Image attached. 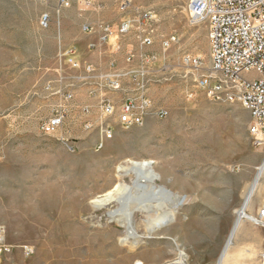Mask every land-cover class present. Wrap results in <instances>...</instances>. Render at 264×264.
<instances>
[{
	"label": "rangeland",
	"instance_id": "rangeland-1",
	"mask_svg": "<svg viewBox=\"0 0 264 264\" xmlns=\"http://www.w3.org/2000/svg\"><path fill=\"white\" fill-rule=\"evenodd\" d=\"M85 1L70 0L62 8L60 0H0V224L11 247L0 264H218L264 162V145L249 132L250 112L241 102L213 101L198 87L196 79L211 68L207 24H190V0ZM126 1L130 6L122 10ZM140 11L154 16L155 44L148 50L156 110L142 126L118 127L101 150L94 147L96 133L79 124L69 135L79 145L75 151L62 140L65 131L43 134L41 123L57 104L49 85L66 86L61 76L68 65L61 51L78 46L88 33L86 23L118 24ZM44 15L50 16L46 27ZM137 29L112 43L125 51L137 48ZM172 34L179 39L164 50L162 40ZM185 54L201 57L202 67L185 64ZM161 108L166 115L157 114ZM128 159L159 161L160 185L176 194L174 200H190L174 215L169 204L147 224L142 221L147 213L134 210L138 237H127L128 228L110 214L137 209L139 196H151L149 188L135 186L132 171H122L114 200L94 201L114 188L105 181L118 184L116 167ZM260 190L248 214L264 206L258 203ZM70 215L77 235L66 238L60 232ZM244 220L247 228L240 235L264 241V227Z\"/></svg>",
	"mask_w": 264,
	"mask_h": 264
},
{
	"label": "built area",
	"instance_id": "built-area-1",
	"mask_svg": "<svg viewBox=\"0 0 264 264\" xmlns=\"http://www.w3.org/2000/svg\"><path fill=\"white\" fill-rule=\"evenodd\" d=\"M85 3L92 4L90 0ZM70 5V0H60L62 8ZM129 6V1L123 2L121 9ZM188 11L190 24L208 26L211 68L196 79L198 87L213 101L241 102L250 112L249 132L257 145H264V0H190ZM49 22V15L41 18L42 26H48ZM136 25L139 45L126 50L125 68L113 61L108 70L99 71L94 65L78 59L74 48L61 51L68 65L61 76L66 86L55 89L49 85L53 94L60 95L62 100L56 104L52 115L41 123L43 134L65 131L62 140L75 151L79 145L69 135L72 126L79 121L85 132L96 133L94 147L101 150L115 137L118 127L129 130L144 125L156 110L149 94L153 53L148 48L155 44L153 13L140 11L136 18H124L118 24L86 23L83 29L99 33L101 41L107 42L126 36ZM178 39L175 34L164 38L163 49H169ZM183 62L195 68L203 65L201 57L191 54H185ZM75 82L90 86L91 93L98 96L96 120L82 118L90 112L89 106L80 108L79 117H71L76 108ZM108 92L119 93L120 97L114 98ZM157 114L164 116L167 111L161 108ZM239 216L238 213L237 219ZM241 219H250L264 227V206L255 215L244 213ZM10 252L6 229L0 224V259ZM260 264H264V252Z\"/></svg>",
	"mask_w": 264,
	"mask_h": 264
},
{
	"label": "bare ground",
	"instance_id": "bare-ground-1",
	"mask_svg": "<svg viewBox=\"0 0 264 264\" xmlns=\"http://www.w3.org/2000/svg\"><path fill=\"white\" fill-rule=\"evenodd\" d=\"M159 166H160V163L157 160H140V161L133 160V159L126 160L123 164H119L116 167V173H117L116 174V180L119 181L118 184L113 185V180H111V179H110V181H105V185H107L108 187L112 185V187H114V188L106 191V194L103 195V197H98V198L94 199V201L97 203V205L104 204V203H107L109 201L114 200L116 198L115 197L116 192H118L121 189L120 180L124 178L122 171L126 170V169L132 171L134 173V175L136 176L135 183H134L136 187L143 188V189L149 188V192H150L149 194L151 196L147 195V193H145L142 197L139 196L140 206L137 207L138 206L137 205L136 206L137 209H117V210H114L110 213L114 218L119 216L117 218V220L128 228L127 237L128 236L138 237L137 231L135 230L136 227L134 228L133 221H132V213L134 210H139L141 212L147 213L146 218H144L142 220L143 222H145L147 224V222L149 220L156 218V214L159 213L160 210L168 208L169 204L173 203L172 215H174L181 205L188 204L190 201L185 196L179 200H174V197L176 198V194L171 189L166 187L164 184L160 185V182L161 183L164 182V179H163V173L158 170ZM263 170H264V162H263L262 166H260L257 178L251 184L248 192L245 195L244 203L238 211L240 216L236 220L234 230H236L237 227L239 226L240 222L242 220H244V219H241V217L243 216L244 213L247 212L248 208L250 207V203H251V200L253 198V195L255 194V192L258 189L259 178H260ZM125 188H127V187H125ZM128 188H129V186H128ZM144 203H146L147 205H145ZM132 206H134V205H132ZM132 206H131V208H132ZM71 216L72 215L66 216L67 218H65L66 219L65 223L63 224L62 230L60 232V234H62V236L66 237V238H68V237L72 238V237L77 235V232L74 230V227H72L73 221H71V218H70ZM62 222L60 221V223H62ZM161 222H162V218L160 217L157 224H161ZM234 233H235V231H233V233L230 237V240L234 236ZM230 240H229V244L231 242ZM46 260H48V259H46ZM223 262H224V254L222 255L218 264H223ZM20 264H25V263L21 262ZM38 264H44V263L38 262ZM46 264H55V263L53 260L52 261L49 260V262H47ZM170 264H185V263L183 261L179 260V261H173Z\"/></svg>",
	"mask_w": 264,
	"mask_h": 264
},
{
	"label": "crops",
	"instance_id": "crops-1",
	"mask_svg": "<svg viewBox=\"0 0 264 264\" xmlns=\"http://www.w3.org/2000/svg\"><path fill=\"white\" fill-rule=\"evenodd\" d=\"M74 50L78 59L94 65L95 68H97L99 71L108 70L110 67V63L113 61H115L120 68L126 67V51L123 48V45L112 43V41L102 42L99 33H86L85 35H83V37L78 42V46L74 47ZM73 73L75 72H72L71 74ZM75 83L74 105L76 106V108L71 117H79L81 112L80 108L83 106H89L90 112L86 115H83L82 118H90L96 120L99 113L98 96L91 93L90 86L81 85L80 82ZM108 94L117 99L120 97V94L115 95L110 94L109 92ZM56 96L57 97H55L54 102L58 104L59 102H61L62 98L60 95ZM77 124H79V121H77L73 126H77ZM263 174L264 170L259 178V186L257 189V191H259L261 186V196L258 202L259 205L261 203H264V177L262 180V184L260 185V180ZM256 178L257 176L255 177V179ZM244 221L245 220H242L240 222L236 230H234L235 225L233 227L230 237L233 231H235L234 236L231 238V240L229 237V240L231 242L229 244L228 240L222 253V255L224 254L223 264H226L227 262L231 264H259L260 254L264 251V241L258 237L241 236L240 234H243L247 228V225L244 223Z\"/></svg>",
	"mask_w": 264,
	"mask_h": 264
}]
</instances>
